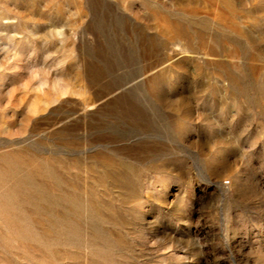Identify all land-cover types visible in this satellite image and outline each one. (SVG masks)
<instances>
[{"label": "rangeland", "instance_id": "1", "mask_svg": "<svg viewBox=\"0 0 264 264\" xmlns=\"http://www.w3.org/2000/svg\"><path fill=\"white\" fill-rule=\"evenodd\" d=\"M0 264H264V0H0Z\"/></svg>", "mask_w": 264, "mask_h": 264}]
</instances>
